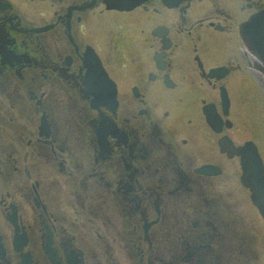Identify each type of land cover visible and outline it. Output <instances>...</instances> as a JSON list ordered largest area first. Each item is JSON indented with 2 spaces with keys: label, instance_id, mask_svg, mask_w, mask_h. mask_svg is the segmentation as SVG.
I'll list each match as a JSON object with an SVG mask.
<instances>
[{
  "label": "flooded vegetation",
  "instance_id": "1",
  "mask_svg": "<svg viewBox=\"0 0 264 264\" xmlns=\"http://www.w3.org/2000/svg\"><path fill=\"white\" fill-rule=\"evenodd\" d=\"M259 24L264 0H0V264H264Z\"/></svg>",
  "mask_w": 264,
  "mask_h": 264
},
{
  "label": "water",
  "instance_id": "2",
  "mask_svg": "<svg viewBox=\"0 0 264 264\" xmlns=\"http://www.w3.org/2000/svg\"><path fill=\"white\" fill-rule=\"evenodd\" d=\"M259 54H260V55L262 56V58L264 59V34H263V46H262L261 51H260Z\"/></svg>",
  "mask_w": 264,
  "mask_h": 264
}]
</instances>
